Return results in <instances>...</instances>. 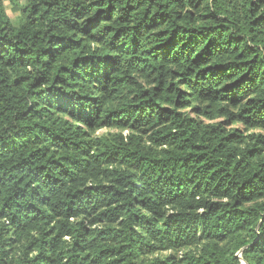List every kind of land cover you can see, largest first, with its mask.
<instances>
[{
  "label": "trees",
  "instance_id": "trees-1",
  "mask_svg": "<svg viewBox=\"0 0 264 264\" xmlns=\"http://www.w3.org/2000/svg\"><path fill=\"white\" fill-rule=\"evenodd\" d=\"M17 1L0 264H264V0Z\"/></svg>",
  "mask_w": 264,
  "mask_h": 264
},
{
  "label": "rangeland",
  "instance_id": "rangeland-1",
  "mask_svg": "<svg viewBox=\"0 0 264 264\" xmlns=\"http://www.w3.org/2000/svg\"><path fill=\"white\" fill-rule=\"evenodd\" d=\"M17 2H19V4H23L24 0H18ZM3 3H4L5 10L8 16L12 19V21H17L20 15H19V12L15 10L10 0H3ZM105 131L106 130L102 129V130H99L98 133L102 134Z\"/></svg>",
  "mask_w": 264,
  "mask_h": 264
},
{
  "label": "water",
  "instance_id": "water-1",
  "mask_svg": "<svg viewBox=\"0 0 264 264\" xmlns=\"http://www.w3.org/2000/svg\"><path fill=\"white\" fill-rule=\"evenodd\" d=\"M242 264H245L244 262H242Z\"/></svg>",
  "mask_w": 264,
  "mask_h": 264
}]
</instances>
